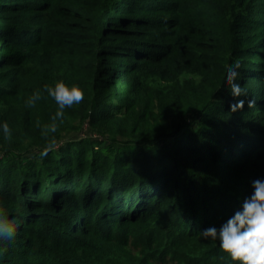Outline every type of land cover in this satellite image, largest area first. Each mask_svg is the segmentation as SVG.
<instances>
[{
    "label": "trees",
    "instance_id": "obj_1",
    "mask_svg": "<svg viewBox=\"0 0 264 264\" xmlns=\"http://www.w3.org/2000/svg\"><path fill=\"white\" fill-rule=\"evenodd\" d=\"M0 121V264H233L201 231L264 177V0H0Z\"/></svg>",
    "mask_w": 264,
    "mask_h": 264
},
{
    "label": "clouds",
    "instance_id": "obj_2",
    "mask_svg": "<svg viewBox=\"0 0 264 264\" xmlns=\"http://www.w3.org/2000/svg\"><path fill=\"white\" fill-rule=\"evenodd\" d=\"M240 61L236 60L226 71V83L230 86V94L239 97L244 92L237 78ZM43 90L56 103L57 109L52 116L53 123L43 126L42 134L49 136L56 132V119L62 117L64 109L79 104L84 99V90L77 83L67 84L59 79L52 84H45ZM42 99L41 90L33 91L26 99L28 106H34ZM236 103H242L238 101ZM0 132L5 137L11 136L7 121H0ZM54 141H51L42 155H47ZM252 191L245 197L240 206L219 227L215 225L204 228L201 232L206 237L219 241V248L230 258L233 264H264V177L251 181ZM14 229L0 221V240L14 238Z\"/></svg>",
    "mask_w": 264,
    "mask_h": 264
},
{
    "label": "rangeland",
    "instance_id": "obj_3",
    "mask_svg": "<svg viewBox=\"0 0 264 264\" xmlns=\"http://www.w3.org/2000/svg\"><path fill=\"white\" fill-rule=\"evenodd\" d=\"M85 135H93L94 137L98 136V134L96 133L95 130H92L91 128H89L88 124H84V126L80 130H78V129L77 130H71V131L65 133L61 137V139L57 141V144H59V143L64 144L70 139H77V138H79L81 136H85ZM0 155H1V153H0Z\"/></svg>",
    "mask_w": 264,
    "mask_h": 264
}]
</instances>
